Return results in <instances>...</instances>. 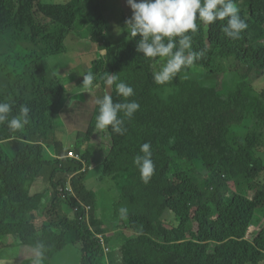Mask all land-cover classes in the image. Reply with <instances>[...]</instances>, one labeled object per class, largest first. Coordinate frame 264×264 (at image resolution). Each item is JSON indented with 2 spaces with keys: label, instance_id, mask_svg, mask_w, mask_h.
I'll use <instances>...</instances> for the list:
<instances>
[{
  "label": "trees",
  "instance_id": "1",
  "mask_svg": "<svg viewBox=\"0 0 264 264\" xmlns=\"http://www.w3.org/2000/svg\"><path fill=\"white\" fill-rule=\"evenodd\" d=\"M235 3L248 24L241 37H226L221 30L225 21L207 27L198 21V31L190 33L192 50H206L205 55L186 69L187 79L182 73L159 85L152 59L136 50L140 37H132L131 29L111 32L99 0H0V101L13 105L9 119L19 115L21 105L32 111L21 130L0 124V239L13 235L24 246L42 243L40 264H49L54 235H62L64 244H81L80 259L67 256V264H264L259 215H264V184H255L264 169V158L255 155L264 139V86H254L264 78V0ZM78 11L95 17L88 26L90 37L105 50L88 72L101 67L104 78L115 74L116 83L129 84L135 94L124 98L113 84V102L135 100L140 108L131 118L119 114L127 129L120 135L110 126L96 128L97 106L87 132L72 145L76 158L61 160L47 147L62 153L51 134L69 99L63 85L47 79L46 59L63 52ZM25 31L32 48L16 44L11 49L8 37L18 40ZM228 81L233 84L229 91ZM78 103L70 98V106ZM243 120L250 122L249 129L237 136L232 125ZM95 131L99 135L92 139ZM144 143L152 146L157 165L147 183L134 163ZM90 169L96 179L114 181L118 193L111 208H126L125 216H99L98 194L86 185ZM46 172L52 189L44 192L51 193L56 209L38 232L31 216L45 212L44 194H32L30 187ZM58 174L61 179L53 182ZM68 182L75 195L64 191L63 198L60 188ZM84 205L90 206L87 212ZM119 221L138 234L129 237ZM250 225L259 230L244 239ZM108 227L116 230L106 237L109 253L102 245ZM27 254L33 257L35 248Z\"/></svg>",
  "mask_w": 264,
  "mask_h": 264
},
{
  "label": "clouds",
  "instance_id": "2",
  "mask_svg": "<svg viewBox=\"0 0 264 264\" xmlns=\"http://www.w3.org/2000/svg\"><path fill=\"white\" fill-rule=\"evenodd\" d=\"M126 3L132 12L131 17L126 21V25L130 27L132 37H140L137 42L136 50L138 53H142L144 57L152 59V66L156 69L153 73V79L154 82L159 85H164L172 81L178 74L182 73V78L187 79L186 69L192 66L196 60L201 59L205 55L206 50H192L193 37L190 33L194 34L198 31V21L203 22L205 27H207L208 24L211 25L217 21H225L221 30L226 37L232 40L239 39L241 34L248 27L246 20L240 15V9L237 7L235 0H126ZM46 77L53 82L63 85L69 99L67 111L60 113L55 119L54 130L51 134V138L54 139L55 142L62 145L61 154L51 151L50 155L55 159L71 160L76 158L72 145L77 143V136L84 135L87 130L83 133L77 134L68 150L65 149L64 143L57 138L56 131L60 126L59 120L62 115L70 113L74 108L70 106V98L76 97L81 102L85 96V92L89 93L88 90L94 87V83H99L102 87H105V83L108 86H111L110 93L102 90L103 94L101 99L96 100V104L99 106V114L96 116L97 129L107 130L110 126L112 132L123 135L127 129L124 127V120L119 114L123 113L125 117L131 118L140 108L139 103L135 100L127 102H113V98L111 96L114 90L113 84H115L118 95H121L124 98L133 96L135 94L134 90L125 82L116 83L117 76L115 74H108V76L104 78L103 72H101V67L98 71H89L83 75V82L80 83L83 89L77 92L69 91L65 83L48 77L47 72ZM80 94H83V97H79ZM12 107L13 105L11 103L0 101V124L7 122V127L11 131L15 132L25 128L29 119L32 118V111L27 105H21L19 115L12 116V118L9 119ZM258 132L261 133L260 131ZM258 154V149L255 148V155L257 156ZM134 163L140 171L138 176L142 178L145 183H147L154 172H156L157 168L156 159L150 143H144L141 145L140 153L135 157ZM86 168L87 165L84 164L82 170L85 171ZM263 171L264 169L259 172L255 180L256 188H260L264 184V180L261 181L259 179V176ZM40 176L47 178L52 189L50 173L46 172L37 176L35 181ZM64 176L66 177L68 174ZM71 176L72 175H70V177ZM61 177V174H58L54 178L53 182H58ZM231 183L234 186V188L230 187L231 190L236 191L235 182L231 180ZM44 191L31 193L44 194L43 201L45 202V207L47 208L48 201H51V193H45ZM64 191L75 195L70 182H68L65 189L60 188V193H62L63 198H65V195L63 194ZM251 194H253V192H251ZM84 208L85 212H87L90 209V206L84 205ZM78 210V207L74 208V211L77 212ZM119 211L121 217L127 214L126 208H121ZM38 212L43 213V216L45 215V212ZM38 212L33 214L35 215ZM259 215L261 218H264L262 212H260ZM87 218L89 217L87 216ZM36 221L37 220H34V225L38 232L45 227V223H48V219L45 217L40 227L37 225ZM252 226L254 225L249 226L244 239L247 238L249 229ZM128 230L132 231L129 232L128 235L131 234L129 237L138 234L135 229ZM113 231V234L108 235L107 233V235L103 238L102 245L104 251H108L110 249L106 237L116 234V230ZM118 246L121 248V243ZM43 256L44 245L42 243L37 244L35 246V255L33 257L26 258L25 264H30L31 260H33L32 264H40Z\"/></svg>",
  "mask_w": 264,
  "mask_h": 264
},
{
  "label": "rangeland",
  "instance_id": "3",
  "mask_svg": "<svg viewBox=\"0 0 264 264\" xmlns=\"http://www.w3.org/2000/svg\"><path fill=\"white\" fill-rule=\"evenodd\" d=\"M43 1L50 3H65L69 0ZM99 3L102 14L109 25L111 32L119 31L120 34L124 29L129 32L130 27L126 25V21L131 17L132 12L126 3V0H99ZM94 23L95 17L92 14H84L81 11H78L77 21L64 41L63 52L50 55L46 59L48 77L65 83L69 91L77 92L83 89L78 81L88 72L87 69L90 67L91 61L102 57L105 52V50L101 49L98 43L90 37L88 26ZM26 33L27 31L23 32L18 40L10 36L8 37V45L11 49L16 44H20L23 48H32V42L25 39ZM73 78L75 79L73 80ZM254 86L260 90L264 86V78H258L254 82ZM232 89L233 84L228 81L226 90L229 91ZM102 90L110 93L111 86H108L105 83V87H102L101 84L94 83V87L88 90L89 93L85 92L83 100L75 105L70 113L62 115L59 120L60 126L56 131V135L57 138L64 143L66 150L69 149L70 144L78 133H83L87 130L92 114L98 106L96 100L101 99L103 94ZM249 126L250 122L248 120L236 122L232 125V132L237 136H244L247 133ZM95 135L98 136V132L95 131L93 133L92 139L96 138ZM103 139L106 145L110 144L109 135H106ZM51 151L52 148L47 147V153H50ZM258 153L264 158V139L263 145L258 148ZM259 179L261 181L264 180V171L260 174ZM228 183L231 188H234L231 180H228ZM86 185L98 194V201L100 203L98 214L100 217L120 218L119 216L121 215L119 210L121 208L114 209V211L111 208L112 203L115 200L114 197L118 193L117 187L114 186V181L111 178L96 179L93 171L90 169L88 171ZM30 188L31 192H41L45 189H51V186L46 177L40 176ZM54 209H56V207L54 208L49 200L45 215L43 216V213L38 212L35 216H31V219L37 220L36 223L40 227L44 221V217L46 219L54 218ZM261 224L264 225V218H261ZM118 225L126 234L132 232L131 230L124 229L121 221L118 222ZM108 229V235L114 233L109 227ZM258 230L259 227L257 226L250 227L247 237L251 238L253 233ZM30 248H35V246L29 247L22 245L16 236L7 235L2 237L0 239V264H25V259L30 257V254H27ZM47 256L49 264H67V256H79L80 259L81 244H64V237L62 235H54L53 245L50 246ZM32 261L33 260L30 261V264H32Z\"/></svg>",
  "mask_w": 264,
  "mask_h": 264
}]
</instances>
